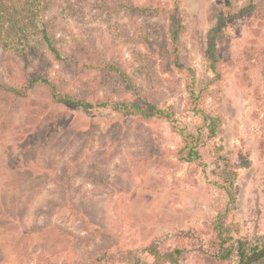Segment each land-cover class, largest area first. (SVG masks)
I'll return each instance as SVG.
<instances>
[{
    "label": "rangeland",
    "instance_id": "rangeland-1",
    "mask_svg": "<svg viewBox=\"0 0 264 264\" xmlns=\"http://www.w3.org/2000/svg\"><path fill=\"white\" fill-rule=\"evenodd\" d=\"M155 1L169 10L176 7L183 25L181 53L188 70L152 83L158 98L151 100L174 113L172 124L125 119L97 108L43 112L48 98L40 88L8 108L0 92V264H35L42 246L37 240L45 237L39 231L46 228L51 230L44 252L49 264H173L166 257L174 250L181 252L176 264H240L236 258L215 261L213 222L227 208L224 235L263 248L264 26L252 16L222 26L213 36L220 61L216 76L201 52L226 0ZM245 1L231 4L234 14ZM57 22L67 47L71 37H92L99 51L118 55L138 81L145 78L143 67L154 59L148 43L131 41V35L138 37L139 19L63 13ZM138 31L147 35L141 26ZM13 60L0 63L6 83L32 75L31 68ZM193 100L219 120L216 135L204 132L200 142L203 166L181 162L175 154L182 142L173 127L189 133L201 129V117L187 115ZM64 114L67 121L61 120ZM115 123L120 131L113 140L108 128ZM236 153L244 166L232 162L224 168L222 158ZM234 168L231 204L221 171ZM72 202L82 222L71 216ZM6 212L11 216L3 224ZM23 236L28 248L13 255L16 239ZM258 261L253 264H264V258Z\"/></svg>",
    "mask_w": 264,
    "mask_h": 264
},
{
    "label": "trees",
    "instance_id": "trees-1",
    "mask_svg": "<svg viewBox=\"0 0 264 264\" xmlns=\"http://www.w3.org/2000/svg\"><path fill=\"white\" fill-rule=\"evenodd\" d=\"M234 1L226 0V11L216 16L215 26L208 33L207 45L201 52L207 68L216 76L220 61L216 57L213 36L222 26L234 17L244 16H252L259 26H264V0H246L237 15L231 10ZM176 11V7L169 10L161 7L155 0L142 2L139 0H0V63L4 60H15L16 57L17 63L32 69L31 76L23 74L16 83H6L0 78V92L8 98L5 99L8 108L40 88L48 98L46 99L48 105L43 107V112H46L48 107L97 108L108 110L125 119L135 116L143 119L157 118L172 124L175 120L174 113L170 109H161L159 104L151 99L158 98L153 81L163 83L162 75L185 73L188 70L181 53L180 38L183 25L178 23ZM63 13L70 18H76L80 13H97V15L105 14L110 18L139 19L141 23H137V31L134 32L138 37L131 35V41L135 40L133 42L136 44L148 43L154 59L143 67L142 74L144 73L145 78L142 76L138 81L137 76L128 71L127 65L118 55L99 51L96 40L89 39L92 37L86 39L71 37L69 47L64 45L66 42L61 41L63 39L59 35L57 22V15ZM153 18H160L163 21L154 23ZM138 26L145 28L147 35L142 36ZM13 39H16L15 43L12 42ZM106 45L108 47V44ZM190 94L193 96L192 91ZM191 102L187 115L190 118L200 116L201 129L189 133L173 127L182 142L175 154L177 160L181 162L203 166L200 142L204 132L209 138L216 135L219 120L198 109L195 100ZM66 116L65 114L61 116V120L67 121ZM62 128L67 130L66 125ZM119 131L120 124L115 123V126L111 125L108 128V135L114 140L118 137ZM222 160L224 168L232 162L236 164L239 162L236 167L245 164L237 153L232 158H222ZM236 174V168L234 171L233 169L221 171L225 184L223 188L229 195V201L234 200L231 189ZM229 203L233 204V201ZM77 208L78 205L72 202L71 216L76 221L82 222L83 215ZM229 212L230 209L227 208L225 213ZM225 213L217 215L213 222V230L218 233L215 261L227 263L232 258H236L238 263L242 264L261 247L247 245L239 239L225 236ZM10 216L6 212L3 224H8ZM39 233L45 234V237L37 240L42 246L36 254L35 264H49L45 254L48 252L46 241L51 230L40 229ZM21 238L23 239L17 238L14 243L13 255L29 246L27 239L24 236ZM152 255L156 256V251H153ZM178 255H181L179 250L169 252L166 261L176 264ZM263 258L264 256L260 260ZM134 264H137V261Z\"/></svg>",
    "mask_w": 264,
    "mask_h": 264
},
{
    "label": "water",
    "instance_id": "water-1",
    "mask_svg": "<svg viewBox=\"0 0 264 264\" xmlns=\"http://www.w3.org/2000/svg\"><path fill=\"white\" fill-rule=\"evenodd\" d=\"M263 256H264V247L260 249L257 253L252 255L250 258H248L246 261H244L242 264H253Z\"/></svg>",
    "mask_w": 264,
    "mask_h": 264
}]
</instances>
